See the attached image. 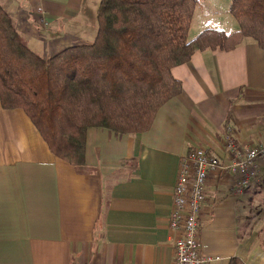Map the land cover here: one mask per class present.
<instances>
[{"label": "crops", "instance_id": "0c3cea01", "mask_svg": "<svg viewBox=\"0 0 264 264\" xmlns=\"http://www.w3.org/2000/svg\"><path fill=\"white\" fill-rule=\"evenodd\" d=\"M98 2L0 0L44 56L92 42ZM171 73L182 92L147 131L88 130V174L56 157L22 109L0 103V264H173L180 234L169 222L182 157L201 147L227 164L230 132L241 147L264 144V50L246 38L229 51H198ZM262 201L259 183L239 190L229 172L209 174L198 237L204 253L221 257L210 264H264Z\"/></svg>", "mask_w": 264, "mask_h": 264}, {"label": "trees", "instance_id": "16d2710c", "mask_svg": "<svg viewBox=\"0 0 264 264\" xmlns=\"http://www.w3.org/2000/svg\"><path fill=\"white\" fill-rule=\"evenodd\" d=\"M199 0H100L92 42L52 56L35 52L0 3V103L22 109L50 151L79 174L90 128L117 136L147 131L159 108L182 92L171 70L204 50H232L246 38L264 50V0H231L238 29L189 38ZM264 204V175L259 182ZM228 264H246L238 257Z\"/></svg>", "mask_w": 264, "mask_h": 264}, {"label": "built area", "instance_id": "2783aa9c", "mask_svg": "<svg viewBox=\"0 0 264 264\" xmlns=\"http://www.w3.org/2000/svg\"><path fill=\"white\" fill-rule=\"evenodd\" d=\"M225 148L231 156L227 164L217 154L201 147L190 148L180 160L169 222L170 228L180 234L174 239L173 264H210L221 260L220 256L204 253L198 237V218L211 172L219 169L229 172L238 178L239 190L261 180L264 144L241 147L230 132L225 138Z\"/></svg>", "mask_w": 264, "mask_h": 264}, {"label": "rangeland", "instance_id": "374dc122", "mask_svg": "<svg viewBox=\"0 0 264 264\" xmlns=\"http://www.w3.org/2000/svg\"><path fill=\"white\" fill-rule=\"evenodd\" d=\"M213 1L210 0V5L212 7H216L215 4L212 3ZM99 3V2H98ZM215 3H217V7L213 8L212 12L210 13L207 8H204L202 6H198L194 12L192 23L189 31V38L192 39L196 35H198L201 31L207 28H213V29H223L226 32L235 31L238 29L237 21L236 19L231 15L229 12V2L228 0H217ZM98 5V4H97ZM90 18V17H89ZM95 20V13L92 12V17ZM232 24H235L232 26ZM97 25V24H96ZM233 27V29H232ZM97 28V27H96ZM82 32L84 30H81ZM95 38V36H94ZM75 45V44H73ZM259 205L252 210L253 212H258Z\"/></svg>", "mask_w": 264, "mask_h": 264}]
</instances>
